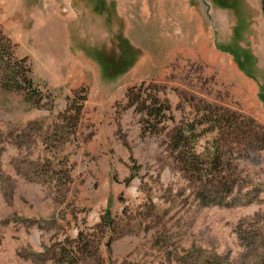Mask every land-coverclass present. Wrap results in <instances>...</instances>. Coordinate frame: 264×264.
<instances>
[{
	"label": "rangeland",
	"instance_id": "1",
	"mask_svg": "<svg viewBox=\"0 0 264 264\" xmlns=\"http://www.w3.org/2000/svg\"><path fill=\"white\" fill-rule=\"evenodd\" d=\"M0 38L42 97L0 87V264H264L259 0H0Z\"/></svg>",
	"mask_w": 264,
	"mask_h": 264
},
{
	"label": "trees",
	"instance_id": "2",
	"mask_svg": "<svg viewBox=\"0 0 264 264\" xmlns=\"http://www.w3.org/2000/svg\"><path fill=\"white\" fill-rule=\"evenodd\" d=\"M260 1V10L264 14V0ZM29 67L25 63V60L22 58L19 61H16L12 53H10L8 42L0 38V87L5 91H20L22 92V97L24 101L27 102L29 106L38 107L39 101L42 97L39 95L36 89L32 88L33 84L29 78ZM31 91V92H30ZM130 90L128 89V92ZM140 106V112L143 113L147 118L149 117H162L163 112L157 108L154 112H152L151 108H148V105L145 104L144 99L140 100L137 104ZM207 119L208 122H217L218 120ZM234 123V122H233ZM219 124V122H218ZM233 126V136L241 137V138H250L251 131H247V133L241 131L240 127H237L235 124ZM241 129V130H240ZM252 134V133H251ZM253 135V134H252ZM257 135V143L260 146L261 150H264V131L262 130L261 133ZM169 149L171 151H175L179 157H184L183 145L180 143V140L186 138L181 135V132L173 133V136L169 137ZM183 165L186 163L184 158L180 159ZM210 176V175H208ZM67 256L68 261L71 260L73 254L65 253ZM71 254V255H70Z\"/></svg>",
	"mask_w": 264,
	"mask_h": 264
}]
</instances>
